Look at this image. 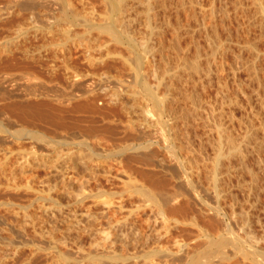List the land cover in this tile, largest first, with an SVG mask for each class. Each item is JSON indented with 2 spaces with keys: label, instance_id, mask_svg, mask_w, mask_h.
I'll return each instance as SVG.
<instances>
[{
  "label": "rangeland",
  "instance_id": "obj_1",
  "mask_svg": "<svg viewBox=\"0 0 264 264\" xmlns=\"http://www.w3.org/2000/svg\"><path fill=\"white\" fill-rule=\"evenodd\" d=\"M102 1H90L96 2V11L91 14L90 5H85L89 15L83 9L80 12L82 6L78 4L76 12L89 22L75 23L70 28L75 29L70 31L74 38L71 42H86L81 48L71 46L80 64L78 69L95 73L81 79L94 87H90L96 93L90 96L94 99L75 96L74 100L67 99L71 94L68 91L82 90L86 85L77 81L79 88L72 84L74 89H70L71 81L63 71L53 75L46 69L45 56L35 55L31 60L23 55L26 44L49 38L42 41L41 36L33 37L34 28L40 24L31 23L25 5L20 3L19 8L11 0H0V215L7 223L0 226V236L16 241L15 248L10 247L17 252L7 264H264V257L257 253L264 256V169L257 162L259 156L264 159V0H153L149 11L144 4L148 0H127L129 6L125 12H115V18H108V5ZM41 7H37L39 20L45 19L57 29L54 17L60 11L47 14ZM53 13L55 20L51 18ZM100 26H108L123 42L101 31ZM86 45L92 49L88 52L92 57L87 51V55L81 52ZM140 54L144 57L137 72L136 57ZM195 63L198 70L193 69ZM136 74L157 87L159 94L164 93L166 82L171 84L170 95L177 99L176 107L183 115L174 128V142L181 155L190 150L199 161L200 170L192 179L201 201L206 202L188 197L187 202H169L161 210L141 195L128 194L118 161L122 158L118 150L126 141L121 122L125 114L120 102H111V95L122 92L125 85H133ZM50 75L56 81H50ZM159 81L163 84L158 86ZM30 101L39 106L33 103L29 104L32 109L24 107ZM157 127L145 128L150 133L141 140H158L162 129ZM227 135L235 141L260 143V153H249L240 169L235 154L223 158L219 175L214 178L217 145ZM89 151L96 153L90 158L93 164ZM70 152L75 158L72 164L78 169H69L67 174L41 163L50 157L62 159ZM145 161L132 163L133 177L149 186L146 174L154 175V169L159 170ZM251 169L257 170L256 179ZM168 176L164 175L171 186L173 180ZM62 177L67 184L62 183ZM217 191L220 195L215 202ZM79 198H83L82 204ZM104 199L111 201L109 208ZM19 204L29 205L27 213L35 218V226L22 223L23 213H13ZM48 229L53 230L54 237L42 234ZM20 233L31 242L17 243ZM222 237L252 248L249 250L254 259L236 254L229 244L222 250L231 259L215 256L208 260L209 251L214 254L217 250L215 241ZM0 248L1 260L8 247L0 242ZM2 261L0 264H5Z\"/></svg>",
  "mask_w": 264,
  "mask_h": 264
},
{
  "label": "bare ground",
  "instance_id": "obj_2",
  "mask_svg": "<svg viewBox=\"0 0 264 264\" xmlns=\"http://www.w3.org/2000/svg\"><path fill=\"white\" fill-rule=\"evenodd\" d=\"M76 1V3H74ZM91 0H11V2L13 3V5L15 6H17V4H18V6H19V8L22 6L20 3H22L23 5H25L24 7H26V9H27V11H28V13H29V16H28V18H29V20L31 21V23L33 22L34 24H36L37 22V24H40V27H37L36 25V28H34V30H35V32H33V37L36 39V38H38L39 36H41V39L40 40H42V38H49V40L47 39V40H45L44 42H42V43H35V44H26L27 46L26 47H23V55H26V56H28V57H32L31 58V60L32 59H34L35 58V55L37 56L38 55V57H39V55L42 57V56H45V57H43L44 58V66L46 67V69L51 73V74H53V75H58L61 71H63L64 72V74L70 79V81H71V86H72V84H73V86H74V84H75V86L74 87H78L79 88V86L76 84V82L78 81H80L81 83H78V84H85L86 85V82L85 81H87V80H85V81H81V79H83V78H85L86 76L88 77L89 75H91L92 76V74H94L95 75V73H92V74H90L89 73V71L87 72L86 71V73H83V72H81V68H79L78 69V67H79V65H78V61H76L75 59H74V55H73V51H72V47L73 48H75L76 46L77 47H80V45H81V47L82 46H85V45H83V43H86V42H81L80 41V43H78V45L77 44H74V42H71V38H73L72 36H73V31L75 30V29H73V31H72V29H70L71 27H73V25H75V23H81V22H83V23H85L84 25H88L87 23L89 22V18H88V20L85 18V15L83 16V14H81L80 12L82 11V9L84 10V11H82L83 13L84 12H87V10L89 11V9H90V11L91 12H89L90 14L91 13H95V6H94V4L96 3V2H94L93 4L90 2ZM95 1H97V0H95ZM102 1V0H101ZM139 2H140V0H138ZM93 2V1H92ZM103 3L105 2L107 5H108V10H109V13H108V18H110V17H112V18H115V16H113V15H115V12H125V10L127 9V7L129 6L128 5V2H127V0H116V1H112V0H104V1H102ZM144 2H146V0L144 1ZM143 2V3H144ZM104 3V4H105ZM76 4V5H75ZM80 5V6H82V8H81V10H79L80 12H76L77 11V5ZM90 5V7H89V9L85 6V5ZM93 5V7H92V5ZM145 5H146V9L149 11V10H151L152 9V5H153V0H148L146 3H144ZM13 5H11V6H13ZM8 6H9V4H8ZM38 6H42L41 7V10H42V8L44 9L45 8V12L47 13V11H60V12H58L59 14H57V15H55L56 17H54V18H56V21L55 22H57V23H55L56 24V26L58 27L57 29H55V27H53V25L54 24H48V23H45V19H42V21L44 20V22H41L40 20H39V16H41V14L40 13H38L37 12V7ZM10 7V6H9ZM8 7V8H9ZM23 7V8H24ZM132 7H133V5H132ZM12 8V7H11ZM17 8V7H16ZM23 8H22V10L21 11H23ZM87 8V9H86ZM129 8H131V6L129 7ZM10 9V8H9ZM25 9V8H24ZM25 9V10H26ZM39 9V8H38ZM13 10V9H12ZM14 11V10H13ZM18 11V10H17ZM43 11V10H42ZM41 11V12H42ZM107 11V10H106ZM12 12V11H11ZM20 12V11H19ZM108 12V11H107ZM45 13V14H46ZM49 14L51 13V12H48ZM47 13V14H48ZM56 13V12H55ZM55 13H53V15H51L52 17L51 18H53V16H54V14ZM39 14V15H38ZM44 14V15H45ZM84 14H86V13H84ZM87 14H88V12H87ZM89 15V14H88ZM46 16V15H45ZM58 16V17H57ZM87 16V15H86ZM43 17V16H42ZM45 18H47V16L45 17ZM48 18H50V16H48ZM53 18V19H54ZM82 18H83V21H81L82 20ZM111 18V19H112ZM52 19V20H53ZM86 19V20H85ZM41 22H39V21ZM48 20V19H47ZM55 20V19H54ZM53 20V21H54ZM115 20V19H114ZM53 21H51V22H53ZM47 22V21H46ZM64 23V25H63V23ZM108 22H109V20H108ZM107 22V23H108ZM106 23V24H107ZM110 23V22H109ZM93 23H91V24H89V25H92ZM80 25V24H79ZM83 24H81L80 26H82ZM107 25H109V24H107ZM34 26V27H35ZM78 25H76V27H77ZM93 26H94V24H93ZM76 27H74V28H76ZM89 27V26H88ZM85 28H87L86 26H85ZM92 28V27H91ZM101 28V31L103 30V31H108L109 33H110V35L111 36H113L114 34L109 30V27L108 26H100L99 27V29ZM87 30H89V28L88 29H85V31H87ZM70 31H72V32H70ZM31 32V31H30ZM29 32V33H30ZM28 33V34H29ZM71 33H72V35H71ZM77 32H75L74 34H76ZM90 33V31L88 32V34ZM78 34H79V32H78ZM81 34V33H80ZM62 35V37H64L63 39L60 37ZM26 36V35H25ZM83 37L85 36V35H82ZM89 36V35H88ZM30 37V36H29ZM58 37V38H57ZM61 39H60V38ZM80 37H81V35H80ZM115 37V39L118 41V42H123L122 40H121V38L120 37H117L116 35H114L113 36V38ZM27 38V37H26ZM31 38H32V36H31ZM33 38V39H34ZM30 39V38H29ZM33 39H30L31 41H33ZM34 39V40H35ZM39 39V38H38ZM69 39V41H70V46H69V41H68V43H67V40ZM71 39V40H70ZM78 39H80V38H78ZM84 39V38H83ZM39 40V41H40ZM31 41H30V43H31ZM43 41V40H42ZM73 41H74V38H73ZM82 41H84V40H82ZM100 41V40H99ZM27 42V41H26ZM29 42V41H28ZM88 42H90V41H88ZM98 42V41H97ZM91 43V42H90ZM101 43H103V42H101ZM106 43V42H105ZM123 44V43H122ZM102 45H104V43L102 44ZM106 45H107V43H106ZM106 45L105 46H103L102 48H104V47H106ZM72 46V47H71ZM99 46V48H101L100 47V45H98ZM125 46H127V45H125ZM18 47V46H17ZM80 47V48H81ZM85 48V51L83 52V50L81 51L82 53H85L86 51H87V53L90 51L91 52V50H90V48H89V45H86V47H84ZM92 48V47H91ZM77 49V48H76ZM148 49V48H147ZM150 49V48H149ZM18 50H20V49H18ZM152 50V49H151ZM15 51V50H14ZM21 51H22V49H21ZM150 51V50H149ZM10 52V51H9ZM14 53V52H13ZM46 53V54H45ZM74 53H76V51H74ZM143 53V52H142ZM49 54V55H48ZM79 54V53H78ZM86 54V53H85ZM89 55H90V53H88ZM81 55V54H80ZM83 55V54H82ZM87 55V54H86ZM85 55V56H86ZM142 54H140V56H141ZM76 56V55H75ZM84 56V57H85ZM91 56V55H90ZM139 56V57H140ZM25 57V56H24ZM79 57V56H78ZM92 57V56H91ZM137 57H138V55H137ZM136 57V63L138 64H136L135 65V69L137 70V72H139L140 70H139V65H140V63H142V57H144V56H141L140 58H137ZM29 58V59H30ZM37 58V57H36ZM88 58V57H87ZM87 58H86V60H87ZM90 58V57H89ZM28 59V58H27ZM41 59V58H40ZM39 59V60H40ZM36 60V59H35ZM85 60V59H84ZM128 60H129V58H128ZM27 61V60H26ZM41 61H42V59H41ZM104 61V60H103ZM125 61V60H124ZM130 61V60H129ZM28 62V61H27ZM87 62V61H86ZM89 62V61H88ZM127 62V61H126ZM37 63V62H36ZM93 63V62H92ZM131 63V62H130ZM32 64V63H31ZM40 64H43V61H42V63H40ZM91 65V64H90ZM129 65H131L132 66V64H129ZM43 66V67H44ZM32 67V66H31ZM193 69L194 70H198L199 69V65H198V63H195L194 64V66H193ZM49 74V73H48ZM61 74V73H60ZM36 75V74H35ZM47 75V74H46ZM65 75H63V76H65ZM42 76V75H41ZM66 77V78H67ZM42 78V77H41ZM48 78H50L49 80L50 81H56L55 79H53V77H51V75L48 77ZM55 78V77H54ZM57 78V80H58V77H56ZM60 78V77H59ZM143 77H141V75L140 74H136V77H135V80H134V84L132 85V84H130V86H124L125 88H124V90H122V92H113L112 93V95H111V102H113L114 104H116V103H121V106H122V109H123V113L125 114V116H123L124 118L123 119H121L122 121L121 122H123V125H124V128H123V130H124V136H125V144L122 146V148H120L119 150H118V152L120 151V153L122 154V158H120L121 160H119L118 159V161L119 162H121V166H122V169H123V175L125 176V179H126V184H128V185H126L127 186V192H128V194H130V193H132L133 195L134 194H136V195H141V196H143V197H145L146 199H145V202H154L161 210H162V208L167 204V205H169L168 203L169 202H184V201H186L187 199H188V197H194V198H196L195 199V201H197V202H206V201H201V198H202V196L200 195V192H198V189L196 188V186L194 185V183H195V181L193 182V180L194 179H192V176H193V174H195V173H197V172H199V170H200V163H199V161L198 160H196L195 158H194V155H192L191 154V151L189 150V152L185 155V156H183V155H181V152H180V148H179V146L178 145H176V143L174 142V134H175V130H174V128H175V126H176V124H177V121L180 119V117L181 118H183V115L181 114V113H179V110H178V108L176 107V102H177V99L175 98V97H172L171 95H170V88H171V84L169 83V82H166L165 83V85H164V88H165V91H164V93H161V94H159V92H157V87H151L147 82H145L144 81V79H142ZM35 79H37V78H35ZM43 79V78H42ZM51 79H53V80H51ZM62 79V78H61ZM60 79V80H61ZM87 79V78H86ZM89 80V79H88ZM48 81V80H47ZM50 81H48V82H50ZM82 82H84V83H82ZM59 83V82H58ZM132 83H133V81H132ZM42 84H43V82H42ZM88 84V83H87ZM163 84V82L162 81H159L158 82V86L159 85H162ZM69 85V84H68ZM67 85V86H68ZM53 86V85H52ZM51 86V87H52ZM70 86V87H71ZM73 86H72V88H70V89H74L73 88ZM92 86V85H91ZM90 86V87H91ZM157 86V85H156ZM83 87V86H82ZM90 87H89V85H86V86H84V88H82V90H76V88L74 89V90H76V91H78V92H75L74 90H71V91H74V93H72L71 91L69 92L68 91V93L70 94L69 96H68V98H67V96H66V98L67 99H74V100H76L74 97L75 96H77V97H80V98H82V97H86V99L87 98H89L90 96H93L92 94H94L95 93V91L94 90H92L93 88H91L90 89ZM68 88V87H67ZM80 88H81V86H80ZM53 89V88H52ZM159 90V89H158ZM52 91V90H51ZM59 92V91H58ZM94 92V93H93ZM53 93V92H52ZM48 94H50L49 92H48ZM56 94V92L54 93V95ZM58 94V93H57ZM96 94V93H95ZM94 94V95H95ZM53 95V96H54ZM68 95V94H67ZM52 96V95H51ZM93 97H95V96H93ZM93 97H90L91 99L93 98ZM126 97V98H125ZM65 98V97H64ZM83 99V98H82ZM94 99V98H93ZM58 100V99H57ZM88 100V99H87ZM68 102L70 101V100H67ZM29 102V101H28ZM31 102V101H30ZM135 102H139L138 104H135ZM34 103V102H33ZM33 103L31 102V103H27V104H24V107H27L26 105H33ZM36 103V102H35ZM34 103V105H35V107H37V106H39L38 104H37V106H36V104ZM18 105H20V104H18ZM29 105V107H27V109L29 108L30 109V106ZM21 106V105H20ZM79 106H80V104H79ZM22 107V106H21ZM24 107H22V109H24ZM33 107V106H32ZM32 107H31V109H32ZM35 109V108H34ZM37 109V108H36ZM27 111V110H26ZM28 112V111H27ZM183 120V119H182ZM122 125V126H123ZM154 126V125H156V126H158V127H160L162 130V135L160 136V138H157L158 140H154V139H152V138H150V139H148L147 141H142L141 140V137L145 134V133H150V131L148 132L147 130L148 129H146L145 130V128H147V127H149V126ZM264 125V124H263ZM262 125V126H263ZM157 127V128H158ZM264 127V126H263ZM154 129H156V128H154ZM122 130V131H123ZM153 130V129H152ZM151 130V131H152ZM159 130V129H158ZM170 131H173V133L171 134L170 133ZM22 132V131H21ZM20 132V133H21ZM24 132V131H23ZM22 132V133H23ZM155 132H157V131H155ZM19 133V134H20ZM21 133V134H22ZM132 133H133V135H132ZM35 134V133H34ZM40 134V133H39ZM36 135H38L37 133H36ZM146 135H150V134H146ZM43 136V135H42ZM152 136V135H151ZM34 137V136H33ZM36 137V136H35ZM39 137V135L37 136V138ZM40 137H41V135H40ZM147 137V136H146ZM44 138V137H43ZM42 138V139H43ZM143 138V137H142ZM155 138V137H154ZM145 139V138H144ZM46 141V140H45ZM259 142V141H258ZM254 144H256V145H253V144H251V142L249 141V140H246V139H244L243 141H235L230 135H227L225 138H223V139H220V141H219V143H218V145H217V147H218V150H219V156L217 157V161H216V163H215V167L212 169V171H213V176H214V178L216 177V175H219V174H217V170L219 169V166L220 165H222V163H221V161H222V159L224 158H228L229 157V155H233V154H235L236 155V157H238L237 158V162H239V165H238V163H237V168L239 167V169L243 166L244 167V165H245V159H246V157L248 156V154L249 153H260L259 152V148H260V146H261V144L260 143H254ZM89 147H87V149H88ZM91 150L93 149V148H90ZM180 149V150H179ZM95 151V150H94ZM94 151H89V153L91 154H89L90 156H88L89 157V159L90 158H92L93 157V154L94 155H96V153L94 152ZM163 152L164 154H163V156L160 154L159 155V152ZM160 152V153H161ZM183 153V152H182ZM8 154V153H7ZM27 154V153H26ZM60 154V153H59ZM83 154V153H82ZM65 155V154H64ZM60 156H61V154H60ZM60 156H59V158H60ZM72 156H73V152L71 153H69L67 156H61V157H63L62 159H57V158H49V160L47 159V160H43L44 162H41L40 160V162L41 163H43V165H48V166H50L51 168H54L55 170H57V171H59V172H61V173H65V172H67V171H69V169L70 170H72V169H78L77 168V166L76 165H74V164H72V161L73 160H75V158L73 159L72 158ZM78 156H80V155H78ZM99 156H100V154H99ZM121 156V155H120ZM45 157V156H44ZM57 157H58V155H57ZM76 157V156H75ZM82 157V156H81ZM94 157H96V156H94ZM10 158V157H9ZM46 158V157H45ZM80 158V157H79ZM145 158V163L144 164H149L152 168H157L159 171H156L155 169H154V171H155V174L153 175V174H151L150 175V173L147 175L146 174V176H147V178H148V180H149V183H150V185L149 186H146V184L144 183V182H142V183H140L139 181H137L138 179H136L135 177H133L134 176V172H135V170L133 169V165H132V163L135 161V162H142L143 161V159ZM26 159H29V158H26ZM42 159V158H41ZM44 159V158H43ZM73 159V160H72ZM82 159V158H81ZM263 159V158H262ZM261 158H260V156L258 157V161L257 162H259L260 164H258L259 165V167H262L263 169H264V159L262 160ZM72 160V161H71ZM87 162H84V163H87V164H89V162H88V159H85ZM93 160V159H92ZM26 161V160H25ZM24 161V162H25ZM28 161V160H27ZM62 161H63V164H62ZM82 161V160H81ZM90 161V163H92L91 162V159L89 160ZM9 162V161H8ZM30 162V161H29ZM94 162V161H93ZM101 162V161H100ZM6 163V162H5ZM26 163V162H25ZM25 163H24V165H25ZM40 163V164H41ZM75 163V162H74ZM82 163H83V161H82ZM143 163V162H142ZM15 164H17V163H15ZM33 164V163H32ZM81 164V163H80ZM93 164V163H92ZM262 164V165H261ZM20 165V164H19ZM27 165V164H26ZM29 165V164H28ZM119 165V166H120ZM148 165V166H149ZM261 165V166H260ZM5 166V165H4ZM76 166V167H75ZM85 167H87L86 165H84ZM95 166V165H94ZM154 166V167H153ZM13 167V166H12ZM24 167V166H23ZM23 167H21V168H23ZM30 167H32V166H30ZM34 167V166H33ZM84 167V168H85ZM88 168H90L91 169V166H90V164L88 165ZM261 168V169H262ZM94 168H92L91 170H93ZM262 169V170H263ZM89 170V169H88ZM229 170V169H228ZM252 170V169H251ZM255 170V169H254ZM254 170H252V171H250V173H252L251 175L253 176V179H256L257 178V170H256V172L254 171ZM54 171V170H53ZM74 171V170H73ZM152 171H153V169H152ZM151 171V173H154V172H152ZM219 171V170H218ZM71 172V171H70ZM156 172L158 173V174H156ZM143 173V172H142ZM159 173H163V175L162 176H159ZM65 174H67V173H65ZM64 175V174H63ZM161 175V174H160ZM164 175H169V176H171V179L173 180V183H172V187L170 186H168V184H170V183H168L169 181L164 177ZM196 175V174H195ZM65 176V175H64ZM67 176V175H66ZM168 176V177H169ZM63 178L64 177H62V183H63V181L65 180H63ZM67 178V177H66ZM69 178V177H68ZM66 181H64V183H65ZM66 184H67V182H66ZM65 184V185H66ZM217 183H215V186H217L216 185ZM68 187V186H67ZM167 187H169V188H167ZM198 187V186H197ZM100 189V188H99ZM202 190V189H201ZM200 190V191H201ZM203 191V190H202ZM209 191V190H208ZM210 192V191H209ZM217 193V195L218 196H215V198H216V201L215 202H218V197H219V195H220V193H219V191H217L216 192ZM127 194V193H126ZM128 194H127V196H128ZM131 195V194H130ZM129 195V199H130V197H132V196H130ZM213 195V194H212ZM104 196V195H103ZM101 197V196H100ZM106 197V196H105ZM104 197V198H105ZM221 197V196H220ZM84 198V197H83ZM83 198H79L80 200H78V202L80 201L81 203L80 204H82V201H84L83 200ZM99 198V197H98ZM107 198V197H106ZM128 198V197H127ZM100 200H101V198H99ZM103 199V198H102ZM190 199V198H189ZM142 200V199H141ZM184 200V201H183ZM143 201V200H142ZM141 201V202H142ZM194 200L193 201H191V202H195ZM103 202L104 203H106V207L108 206V202H110L111 203V201L110 200H106V199H104L103 200ZM102 202V203H103ZM121 202V201H120ZM134 202V201H133ZM136 202H138V201H136ZM140 202V201H139ZM144 202V201H143ZM187 202V201H186ZM208 202V201H207ZM7 204L9 203V202H6ZM11 203V202H10ZM18 203V202H17ZM24 203V202H23ZM29 203V202H28ZM42 203V202H41ZM40 203V204H41ZM54 203H56V202H54ZM109 203V205H112V204H110ZM7 204H5V206L7 205ZM43 204H45V203H42V205ZM57 204H58V202H57ZM56 204V205H57ZM1 205V204H0ZM8 205H10V207H11V204H8ZM26 205V204H25ZM25 205H18V207H16L15 206V209L17 210L16 212H14L15 210H13V213H23L22 214V217H23V215L25 216V220H24V222H22L24 225H28V224H35V218H33L32 217V215L30 216L29 215V213H27V210H28V206H25ZM84 205V204H83ZM167 205L165 206L166 208H167ZM43 206H45V205H43ZM47 206V205H46ZM9 207V206H8ZM9 207V208H10ZM52 207V206H51ZM50 207V208H51ZM55 207V206H54ZM80 207V206H79ZM4 208V207H3ZM81 208H82V206H81ZM85 208V207H84ZM108 208H109V206H108ZM107 208V209H108ZM166 208H164V211L166 210ZM170 208V207H169ZM6 209V208H5ZM47 209V208H46ZM49 209V208H48ZM78 209V208H77ZM86 209H88V208H86ZM172 209V208H171ZM170 209V210H171ZM5 211H7V210H5ZM46 211V210H45ZM76 211V210H75ZM160 211V210H159ZM167 211V210H166ZM1 212V211H0ZM8 212H9V210H8ZM72 212V211H71ZM70 212V213H71ZM87 212V211H86ZM161 212V211H160ZM159 212V213H160ZM5 213V212H4ZM82 213V212H81ZM80 213V214H81ZM89 213V212H88ZM163 214L165 213V212H162ZM10 214V213H9ZM52 214V213H51ZM76 214V213H75ZM78 214V213H77ZM161 215V216H165L166 215V213H165V215ZM1 215H2V213H1ZM1 215H0V226H3V225H6L7 223H5L6 221H4V219H3V217H1ZM17 215V214H16ZM53 215V214H52ZM51 215V216H52ZM87 215V214H86ZM13 216H15V214L13 215ZM50 216V215H49ZM69 216H70V214H69ZM68 216V218H70ZM35 217V216H34ZM75 217H76V215H75ZM74 217V218H75ZM86 217V216H85ZM92 217H94L95 218V216L93 215ZM166 217V216H165ZM4 218H6L5 216H4ZM14 218V217H13ZM18 218V217H17ZM36 218H37V216H36ZM41 218V217H40ZM10 219V218H9ZM20 219V218H19ZM8 220V219H7ZM20 220H22V219H20ZM39 220H41V219H39ZM19 221V220H18ZM18 221H16V222H18ZM36 221H37V219H36ZM68 221V220H67ZM74 221V220H73ZM72 221V222H73ZM10 221H8V223H9ZM66 222V221H65ZM11 223H13V222H11ZM15 223V222H14ZM70 223H71V221H70ZM76 223V222H75ZM10 224V223H9ZM41 224V223H40ZM44 224V223H43ZM72 224V223H71ZM119 224V223H118ZM74 225V224H73ZM73 225H70V226H73ZM76 225H78V224H76ZM11 226V225H10ZM16 226V225H15ZM23 226V225H22ZM33 226H35V225H33ZM39 226V225H38ZM42 226V225H41ZM55 226V225H54ZM68 226V225H67ZM66 226V227H67ZM69 226V227H70ZM5 227V226H4ZM12 227V226H11ZM43 227V226H42ZM51 227H53V226H51ZM10 228V227H9ZM23 229H24V227H22ZM34 228V227H33ZM41 228V227H40ZM45 228V227H44ZM47 228V227H46ZM50 228V227H49ZM7 229V228H6ZM22 229V230H23ZM35 229V228H34ZM67 229V228H66ZM71 229V228H70ZM0 230H1V228H0ZM13 230H15V229H13ZM26 230H27V228H26ZM49 230V229H48ZM45 231V232H43L42 234H45V233H47V235L46 236H49V237H54V236H52V232H53V230H52V232L49 230V231ZM56 230V229H55ZM55 230H54V232H55ZM18 231V230H17ZM43 230H40V232H42ZM15 232H16V230H15ZM26 232V231H25ZM40 232H38V233H40ZM9 233V232H8ZM22 233H23V231H22ZM22 233H20L21 235H18L17 237L18 238H20L21 240H19L20 242H17V243H19V244H28V242H31L28 238H26V237H24L23 235H22ZM34 233V232H33ZM41 234V233H40ZM8 235V234H7ZM26 235V234H25ZM33 235H35V234H33ZM13 237V236H12ZM37 237V236H36ZM42 237V236H41ZM48 237V238H49ZM18 238H17V240H18ZM47 238V237H46ZM31 239V238H30ZM33 239H35V238H33ZM41 240V239H40ZM52 240V239H51ZM42 241V240H41ZM0 242H2L3 244H5V247H6V245H7V247L8 248H6V250H4L3 251V261H2V259L0 260V263H1V261H2V263L3 262H5V264H7V261H8V259L9 260H11L12 261V259H13V256L12 257H10L11 255H14V253L16 252L15 250V252L13 251V249L10 247V246H14L13 248H15V245H14V243L16 242H14L11 238H3L2 236H0ZM44 242V241H43ZM215 243H216V245H217V250L215 251V253L213 254L212 253V251H209V258H208V260H211V258L212 257H215V256H217V257H219V258H221V259H231V257L232 256H229V255H226L225 253H224V251L222 250L223 248L222 247H225V246H227V245H232V246H234L235 247V253L237 254H241L242 256H243V258H247V259H252L253 258V254L254 253H251L252 251V248H250L251 250H249V248L247 247V248H244V246L241 244V243H235L233 240H231V239H229V238H226V237H222V238H220L219 240H216L215 241ZM244 244V243H243ZM36 245V244H35ZM28 246V245H27ZM2 249H4L3 247H1ZM0 248V249H1ZM254 250V249H253ZM18 251V250H17ZM2 252V251H1ZM14 252V253H13ZM254 252H256V250H254ZM17 253V252H16ZM258 253V255L260 254L261 255V257H264V256H262L263 254L262 253H260V252H257ZM256 254V253H255ZM259 255V256H260ZM1 256V255H0ZM15 257V256H14ZM259 258V257H258ZM257 258V259H258ZM254 259V258H253ZM264 259V258H263ZM123 262V261H122Z\"/></svg>",
  "mask_w": 264,
  "mask_h": 264
}]
</instances>
